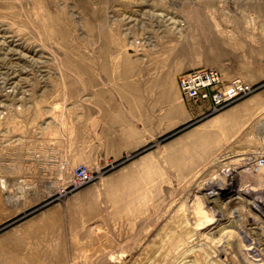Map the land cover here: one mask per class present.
Wrapping results in <instances>:
<instances>
[{
    "label": "rangeland",
    "instance_id": "1",
    "mask_svg": "<svg viewBox=\"0 0 264 264\" xmlns=\"http://www.w3.org/2000/svg\"><path fill=\"white\" fill-rule=\"evenodd\" d=\"M202 68L254 92L214 113ZM260 157L264 0H0V264H249Z\"/></svg>",
    "mask_w": 264,
    "mask_h": 264
},
{
    "label": "built area",
    "instance_id": "2",
    "mask_svg": "<svg viewBox=\"0 0 264 264\" xmlns=\"http://www.w3.org/2000/svg\"><path fill=\"white\" fill-rule=\"evenodd\" d=\"M178 85L185 98L195 102H207L214 113L254 92L251 84L241 79L226 81L219 70L212 68L185 73L180 76ZM251 167L264 173V157L256 158ZM91 179L92 176L86 169H80L74 175V182L78 186L89 183Z\"/></svg>",
    "mask_w": 264,
    "mask_h": 264
},
{
    "label": "bare ground",
    "instance_id": "3",
    "mask_svg": "<svg viewBox=\"0 0 264 264\" xmlns=\"http://www.w3.org/2000/svg\"><path fill=\"white\" fill-rule=\"evenodd\" d=\"M244 160V159H242ZM242 160H240V162L242 163V165L244 164L243 162H245L246 160L248 159H245L243 162ZM235 169H237L235 167ZM235 169H233L234 171H232V169H226L224 170L226 173L224 174V179H227L228 181H233L235 179L238 178V176H241L243 173H245L244 171L240 172V173H234L235 172ZM232 171V172H231ZM231 172V173H230ZM244 184V183H243ZM241 185V189H239L238 191V194L239 195H243L245 193H248V191H252L253 189L250 188V187H247L246 185ZM206 187V186H205ZM209 190H211V192H215L216 191V188H209ZM211 194V193H210ZM206 195V194H205ZM195 199H199L201 201L204 200V197L203 196H197L195 197ZM212 217V216H211ZM259 224V223H258ZM257 225V224H256ZM250 238V237H249ZM250 246V245H249ZM253 246V245H252ZM248 248V247H247ZM254 258H258L257 260H254ZM260 258V259H259ZM245 259L248 260V263L249 264H264V254L260 251H257V250H254V247L253 249H249L248 252L246 253L245 255Z\"/></svg>",
    "mask_w": 264,
    "mask_h": 264
},
{
    "label": "crops",
    "instance_id": "4",
    "mask_svg": "<svg viewBox=\"0 0 264 264\" xmlns=\"http://www.w3.org/2000/svg\"><path fill=\"white\" fill-rule=\"evenodd\" d=\"M178 88H179V86H178Z\"/></svg>",
    "mask_w": 264,
    "mask_h": 264
}]
</instances>
